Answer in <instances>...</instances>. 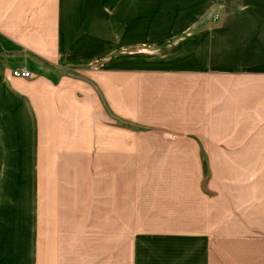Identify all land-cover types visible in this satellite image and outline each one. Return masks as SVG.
Listing matches in <instances>:
<instances>
[{
	"label": "crops",
	"instance_id": "crops-1",
	"mask_svg": "<svg viewBox=\"0 0 264 264\" xmlns=\"http://www.w3.org/2000/svg\"><path fill=\"white\" fill-rule=\"evenodd\" d=\"M0 264H264V0H0Z\"/></svg>",
	"mask_w": 264,
	"mask_h": 264
},
{
	"label": "built area",
	"instance_id": "built-area-1",
	"mask_svg": "<svg viewBox=\"0 0 264 264\" xmlns=\"http://www.w3.org/2000/svg\"><path fill=\"white\" fill-rule=\"evenodd\" d=\"M218 18V13H214L213 15V20L217 19ZM11 75L14 76V77H24V78H30L32 77V73L29 72L28 70L26 69H21V70H13L11 72Z\"/></svg>",
	"mask_w": 264,
	"mask_h": 264
},
{
	"label": "trees",
	"instance_id": "trees-1",
	"mask_svg": "<svg viewBox=\"0 0 264 264\" xmlns=\"http://www.w3.org/2000/svg\"><path fill=\"white\" fill-rule=\"evenodd\" d=\"M203 171H204V173L207 172V164H206L205 159H203Z\"/></svg>",
	"mask_w": 264,
	"mask_h": 264
},
{
	"label": "rangeland",
	"instance_id": "rangeland-1",
	"mask_svg": "<svg viewBox=\"0 0 264 264\" xmlns=\"http://www.w3.org/2000/svg\"><path fill=\"white\" fill-rule=\"evenodd\" d=\"M203 159H205V158H203ZM205 161H206V160H205ZM206 164H207V163H206ZM207 172H208V167H207ZM207 172H206V173H207ZM206 173H205V174H206Z\"/></svg>",
	"mask_w": 264,
	"mask_h": 264
}]
</instances>
